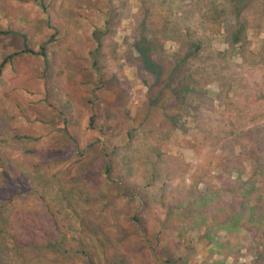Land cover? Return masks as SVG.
<instances>
[{"label":"rangeland","instance_id":"1","mask_svg":"<svg viewBox=\"0 0 264 264\" xmlns=\"http://www.w3.org/2000/svg\"><path fill=\"white\" fill-rule=\"evenodd\" d=\"M43 2L0 0L48 60L0 69V264H264V0Z\"/></svg>","mask_w":264,"mask_h":264},{"label":"trees","instance_id":"2","mask_svg":"<svg viewBox=\"0 0 264 264\" xmlns=\"http://www.w3.org/2000/svg\"><path fill=\"white\" fill-rule=\"evenodd\" d=\"M18 1H21V2H27V1L37 2L38 1L39 3L44 5V2H43L44 0H18ZM236 1L239 2L241 0H232L233 7L234 6L236 7V5H237ZM7 35H17L18 37H21L22 38L21 39L22 40V45H21V47L18 50H15L12 53L7 54L6 57L2 58V61L0 62V69L7 62L12 61L15 58V56H17L18 54H27V55H30L33 58H41V59H43V61L46 64L48 63L47 50H46L47 47H45L46 45L44 44V41L43 40H38L36 46L29 45V43L27 42L28 41L27 39H28V36H29V31L25 30L22 25L13 24L12 22H9L7 24L0 23V39L5 37V36H7ZM159 73L160 72H158L157 74H159ZM160 75H161V77H167V74H161L160 73ZM169 87H170L169 89H172L173 85H170ZM59 114L62 116V123H63L62 126H63V128L74 138L72 130L70 129L68 123H66V120L64 119L65 116H66L65 112L59 111ZM172 119H173V116H172ZM174 120H175V118L173 119V121ZM200 194L201 193H199V195ZM206 197L207 196L204 194L203 198H206ZM194 199H195V197H193L192 200H194ZM196 201H198V199L194 200L193 202L197 203ZM232 207H234V211H235V216L236 217H240L241 215H244L246 213H247V215L249 217H254V216L258 215L256 212H253L254 209H255V205H254L253 200H251L248 196H245V195H243V196L241 195L239 197H236V199L232 201V204H230L229 206L223 208V212L225 214L226 213L228 214L230 212V210L232 209ZM243 208H245V209L243 210ZM49 209H50V212L53 214L51 206H49ZM193 215H194V213H193ZM259 217H261V215H259ZM214 218L215 217H212L211 221L212 220L214 221ZM136 219L137 218L135 217V220ZM55 220H56V215H55ZM202 230H203L202 226L198 228L199 234H202ZM215 234H217V232L215 230L214 231L210 230V233H209L210 237H213ZM219 241L220 240L214 239V241H213L214 244L213 245L218 246V245L222 244V246H224L223 248H227V249L230 250V248H228V247H230V241H226L224 243H220Z\"/></svg>","mask_w":264,"mask_h":264}]
</instances>
